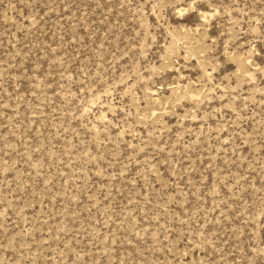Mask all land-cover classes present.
Instances as JSON below:
<instances>
[{"label": "rangeland", "instance_id": "374dc122", "mask_svg": "<svg viewBox=\"0 0 264 264\" xmlns=\"http://www.w3.org/2000/svg\"><path fill=\"white\" fill-rule=\"evenodd\" d=\"M0 264H264V0H0Z\"/></svg>", "mask_w": 264, "mask_h": 264}, {"label": "bare ground", "instance_id": "6f19581e", "mask_svg": "<svg viewBox=\"0 0 264 264\" xmlns=\"http://www.w3.org/2000/svg\"><path fill=\"white\" fill-rule=\"evenodd\" d=\"M180 10H181V9H180ZM180 10H179V11H180Z\"/></svg>", "mask_w": 264, "mask_h": 264}]
</instances>
